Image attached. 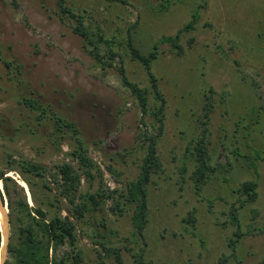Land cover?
I'll return each instance as SVG.
<instances>
[{
	"label": "rangeland",
	"instance_id": "1",
	"mask_svg": "<svg viewBox=\"0 0 264 264\" xmlns=\"http://www.w3.org/2000/svg\"><path fill=\"white\" fill-rule=\"evenodd\" d=\"M124 1L127 5L68 0L77 12L87 11L86 24L99 25L114 43L122 65L117 59L112 67H102L72 32L74 22L55 14L54 1L0 0V55L20 64L18 88L77 125L104 174L105 190L115 192L92 219L86 216V224L74 220L82 264H134L132 254L141 253L143 264H264V0H174L162 10L167 0ZM191 22L193 28L179 34L178 49L159 44ZM128 42L144 56L157 47L151 72L165 101L158 117L162 125L154 119L160 103L144 66L131 58ZM120 67L131 83L147 90V114L123 84ZM5 72L0 66V74ZM2 86L18 94L10 82ZM0 94V116L6 120L0 168L2 151L19 153L47 167L50 181L54 167L68 159L45 144L48 128H38L36 140L29 133L17 137L13 122L29 115L10 94ZM157 128H162L156 145L159 168L146 186L147 223L140 239L126 186L137 180L146 155L143 135H157ZM200 147L215 170L207 172L197 195L191 178L200 165L195 150ZM62 150L68 149L63 145ZM245 182L257 183L258 197L238 210V230L230 212L234 203L239 206L233 192ZM81 186L86 190L87 183ZM23 190L29 206H35L28 187ZM117 206L121 212L113 211ZM89 222L120 262L114 251L107 254L95 245ZM238 231L246 235L230 257L229 242Z\"/></svg>",
	"mask_w": 264,
	"mask_h": 264
},
{
	"label": "trees",
	"instance_id": "2",
	"mask_svg": "<svg viewBox=\"0 0 264 264\" xmlns=\"http://www.w3.org/2000/svg\"><path fill=\"white\" fill-rule=\"evenodd\" d=\"M52 1L55 2L56 6L54 12L61 21L66 19L74 22L75 25L71 28L72 32L83 38L86 52L96 60L98 65L112 67L113 61L117 59L120 60V65H122L120 55L113 51L112 44L114 43L105 39L99 25L86 24V20H91L86 10L81 13L77 12L75 6L68 5V0ZM107 1L127 5L124 0ZM171 1L174 0H167L166 5L161 6V10L166 9ZM193 25L194 22L187 24L184 30H181L175 37H163L159 40V44H172L174 48L178 49L179 34L192 29ZM103 45L106 48L104 52L101 50ZM128 47L131 58L144 66L151 90L160 103L154 119L162 125L161 119L158 117L163 111L165 101L158 91L157 80L151 72V64L157 59V53L155 52L157 47L148 56L141 55L132 46L131 42H128ZM0 66L4 72L6 71L5 74H0V93L10 94L11 100L16 101V104L21 106L29 115L27 120L17 118L16 122H13L14 128H12V131L14 134L19 137L21 134L29 133L36 140L38 128H48L45 144L49 145V148L55 153H62L64 158L68 159V162L59 163L54 167L56 172L50 173L51 180L49 181L47 179V167L35 160L23 157L22 154L2 151L0 181L3 193H1V196L7 202L11 229L8 254L4 264H82L84 255L76 248L78 237L74 220L86 224V216L90 217L89 220L92 219L100 211L103 203L111 199L112 194L115 192L105 190L104 174L99 165L89 156V147L77 125L62 117L57 110L50 104L45 103L40 97H33L32 93H30V96L24 95L22 89L18 88L22 84L19 78L22 71L16 59L7 60L5 56L0 55ZM7 71L10 72L11 77H8ZM119 71L123 84L135 95L142 113L147 114V90L140 89L137 84L131 83L122 67ZM4 75L8 78H3ZM6 82H10L17 89L18 94L15 95L16 91L9 90L8 87L3 88L2 84ZM3 101L0 96V103ZM5 123L6 120L0 116V140L6 134ZM157 130V135H143L144 142L147 143L146 155L143 158L137 180L129 182L126 186L127 201L129 204H135L132 215L134 233L140 239H144V230L147 223L146 186L150 183L154 171L159 168L156 145L158 137L162 133V128H157ZM63 145L68 149L65 152L62 150ZM195 150L199 154L198 161L200 165L196 169L195 177L191 179L194 181L196 194L200 195V191L208 179L207 172L213 173L215 168L205 163L204 156L206 154L203 148L200 147ZM106 169L111 174L115 173L111 166H106ZM11 173L17 175L19 180L26 184L35 206H29L23 190L24 187L20 185L16 178L14 179L9 175ZM81 182L87 183L86 190H82ZM95 184L98 186L97 189H93ZM257 187L255 182H245L233 192L237 195L239 206L236 207V203L232 205L230 221L231 225L237 227L238 230L240 227L238 210L243 209L246 203H253L257 199ZM39 188L42 189L44 194L38 193ZM54 192L55 194H53ZM244 197L245 199L241 200ZM63 211L67 212L64 217L62 215ZM113 211L121 212V208L117 206L115 210L113 208ZM89 223L92 232L90 237L95 240V245L107 254L114 251L116 259L120 262V255L114 247L103 241V236L97 231L95 233V230L92 229V222ZM101 226H103V223H101ZM245 235V233L239 231L234 233V238L229 242V248L232 251L230 257L234 256L237 244ZM87 237L89 238V236ZM132 259L134 264H143L142 253L132 254ZM226 261L227 258L224 256L222 262ZM237 264H240V261L237 260Z\"/></svg>",
	"mask_w": 264,
	"mask_h": 264
},
{
	"label": "water",
	"instance_id": "3",
	"mask_svg": "<svg viewBox=\"0 0 264 264\" xmlns=\"http://www.w3.org/2000/svg\"><path fill=\"white\" fill-rule=\"evenodd\" d=\"M1 193H3V189L0 186V220H1L0 264H4L8 254V244L10 239V218H9L7 202L2 199Z\"/></svg>",
	"mask_w": 264,
	"mask_h": 264
},
{
	"label": "bare ground",
	"instance_id": "4",
	"mask_svg": "<svg viewBox=\"0 0 264 264\" xmlns=\"http://www.w3.org/2000/svg\"><path fill=\"white\" fill-rule=\"evenodd\" d=\"M20 185H21L22 187H24L25 189H27V186H26V184H25L24 182H21ZM27 192H28V191H27ZM0 232H1V220H0Z\"/></svg>",
	"mask_w": 264,
	"mask_h": 264
}]
</instances>
